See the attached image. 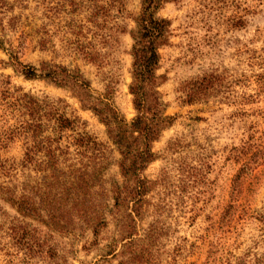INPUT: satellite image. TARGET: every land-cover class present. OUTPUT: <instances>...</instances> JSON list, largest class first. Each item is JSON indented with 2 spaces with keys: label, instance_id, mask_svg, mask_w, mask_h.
Here are the masks:
<instances>
[{
  "label": "rangeland",
  "instance_id": "374dc122",
  "mask_svg": "<svg viewBox=\"0 0 264 264\" xmlns=\"http://www.w3.org/2000/svg\"><path fill=\"white\" fill-rule=\"evenodd\" d=\"M93 2L102 1L2 0L0 23L13 21L16 28L0 34V41L5 48L10 43L22 63L75 64L90 88L100 91L94 65L75 59L67 46L72 35L57 29L71 19L84 20ZM138 10L139 0H125L121 14L112 9L108 19L110 24L125 26L121 34L111 31L116 63L110 66L116 74L113 102L126 119L134 114L127 92L128 31ZM157 14L170 22L168 43L158 49L156 74L162 75L157 90L165 104L164 114L173 120L152 142L156 157L142 171L148 179L159 178L144 196V213L126 230L119 229L123 212L111 215L95 243L89 232L49 233L27 218L23 230L28 238L56 242L65 264H116L124 257L119 254L121 245L129 239L143 244L136 247L139 258L129 264H264V158L249 162L239 172L241 160L235 157L242 142L264 138V0H168ZM39 26L48 30L50 42L45 48L36 44L39 33L33 30ZM5 61L7 54L0 48V77H8L22 92L64 99L67 111L84 120L80 130L109 143L104 126L89 110L79 108L67 89L40 79L25 80ZM194 81H202L207 94L186 102L185 91ZM12 123V113L0 100V157L16 161L22 156V139L8 137ZM170 139L177 146L166 149ZM108 172L116 174V168L110 166ZM238 172L240 186L235 192L232 179ZM18 174L26 183L27 171L21 169ZM0 207L5 212L0 214V264H47L35 255L25 257L23 249L11 243L5 223L14 212L5 203L0 202ZM154 221L153 240L136 241L144 238ZM126 232L131 233L129 237Z\"/></svg>",
  "mask_w": 264,
  "mask_h": 264
},
{
  "label": "trees",
  "instance_id": "16d2710c",
  "mask_svg": "<svg viewBox=\"0 0 264 264\" xmlns=\"http://www.w3.org/2000/svg\"><path fill=\"white\" fill-rule=\"evenodd\" d=\"M101 1L91 4L84 20L71 19V23L57 27L61 33L68 30L73 37L71 45H67L68 52L75 59L94 65L101 83L100 91L90 88L77 65L47 61L37 65L22 63L12 45L9 43L5 48L0 41V48L7 54L4 64L14 74L25 80L40 79L67 89L76 98L79 108L89 110L104 126L109 142L98 141L80 130L84 120L74 111H67L64 99L22 92L21 87L10 84L8 77H0V100H4L13 116V123L6 133L10 138L19 136L22 139L19 160L0 157V177L3 179L0 181V202L14 212L5 223V231L11 243L23 249L25 257L35 255L47 260V264H65L62 247L56 242L28 238L23 230L28 223L23 219L42 225L49 233L89 232L93 238L91 243H95L100 230L107 225L108 217L123 212L119 229L126 230L135 217L144 213L143 205L147 203L144 196L158 183L159 178L148 179L142 171L156 157L151 149L152 142L173 120L172 116L164 114L165 104L157 90L162 75L156 74L160 58L158 49L168 43L171 32L169 20L157 11L168 0H139V10L131 17L127 92L134 114L129 119L114 105L116 74L110 66L116 63L111 54V31L121 34L125 32V26L110 24L108 20L112 9L117 16L121 14L125 0ZM75 9L71 11L75 12ZM12 22L0 23V34L16 28ZM39 28L33 30L34 34L39 33L36 44L45 48L50 42L48 30L43 28L41 32ZM205 94L207 89L203 82L194 81L185 91V101L199 99ZM171 145L177 146L170 139L166 149ZM236 151L235 157L241 160L240 172L249 162L264 158V138L242 142V147ZM112 152H116L115 158ZM110 166L116 168V174L108 172ZM21 169L28 173L26 183L19 179ZM239 172L232 179L235 192L240 186L237 183L241 177ZM4 213L0 207V214ZM156 228L154 221L149 224L144 238L136 241L151 242L157 234ZM125 234L129 237L131 233ZM121 246L123 250L119 254L124 257L116 264H129L137 257L136 247L141 248L143 244L129 239Z\"/></svg>",
  "mask_w": 264,
  "mask_h": 264
}]
</instances>
